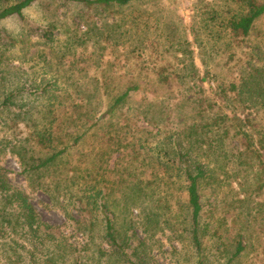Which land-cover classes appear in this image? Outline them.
Here are the masks:
<instances>
[{
  "label": "trees",
  "instance_id": "obj_1",
  "mask_svg": "<svg viewBox=\"0 0 264 264\" xmlns=\"http://www.w3.org/2000/svg\"><path fill=\"white\" fill-rule=\"evenodd\" d=\"M35 1L0 0V20L12 16L24 20L23 10ZM51 1L79 2L91 8L95 5L122 6L134 0ZM235 1L236 9L229 12L230 8L226 7L227 15L214 11L208 19L205 13L200 14L197 27L192 25L193 38L203 52H206L207 41L204 43L200 38L202 31H206L213 44L225 38L222 44L228 47L227 35L238 44L237 41L247 37L264 14V0ZM52 32L48 26L43 30V36L50 39ZM16 44L17 39L0 28V58L5 50ZM254 47H257L255 55L264 56L263 45ZM231 55L229 53L228 58ZM186 68L188 72L162 65L153 68L154 77L150 82L142 84L135 75L126 86L110 90L108 85L101 86L99 88L107 98L103 108L98 110L85 98L61 103L55 81L37 85L27 93L37 102L27 104L25 112H21L24 105L19 107L20 121L28 130L27 135L17 141L19 145L15 151L21 173L30 177L29 186L34 189L57 193L77 191L73 203L80 214H85L80 225L93 232L99 218L104 241L118 250L127 240L123 237L124 225L132 223L118 212L120 204L126 207L143 198L157 209L158 202L154 198L159 194L153 196L157 185L161 184L164 189L178 181L183 184L179 186L183 188L181 190L186 191L192 241L200 264H213L204 258L206 250L212 257L222 258L219 264H240L248 253L253 254L257 264H264V117L260 116L264 115V68L242 67L233 80L205 70L204 73L217 79L215 88L209 93L197 84L198 73L193 63ZM186 78H191L192 83ZM138 93L145 96L142 99L146 104L137 114L156 128L155 137L160 134L154 145L149 137L142 136L143 126L134 121L130 125L127 116L120 118L127 123L117 119L119 114L125 115L128 102ZM22 94L20 89L10 91L0 101V108L8 109L15 99L22 98ZM241 104L243 108L259 112L257 117L248 114L242 117ZM228 107L232 108L231 113ZM126 150L131 151L127 158L123 155ZM113 151L116 152V164L110 170L108 154ZM135 162L140 164L137 166H144L140 173ZM230 163L238 180L244 175L246 179L250 177L248 185L253 191L249 194L259 195V201L247 207L245 213L242 205H246L248 197L243 199L235 194L231 202L223 204L221 199V204L216 199L221 192L219 176ZM148 167L152 169L145 178ZM45 177L49 179L44 180ZM101 182L105 184L100 185ZM238 184L242 187V183ZM205 191L214 195L208 203L203 200ZM0 205L21 217H4L3 229L15 232L21 220V225H27L32 234L40 225L47 228L25 192L10 184L1 167ZM164 208L169 210L171 207L166 205ZM203 210L208 211L206 217H203ZM45 232V238H51V233ZM204 241L207 244L203 245Z\"/></svg>",
  "mask_w": 264,
  "mask_h": 264
},
{
  "label": "rangeland",
  "instance_id": "obj_2",
  "mask_svg": "<svg viewBox=\"0 0 264 264\" xmlns=\"http://www.w3.org/2000/svg\"><path fill=\"white\" fill-rule=\"evenodd\" d=\"M226 7L230 8L229 12L234 11L236 1L134 0L122 6L95 5L90 8L79 2L37 0L23 10L24 20L15 16L0 20V28L17 39V44L5 50L0 58V101L10 91L20 89L23 92L22 98L15 99L8 109L0 108V167L10 184L25 192L40 220L47 225V228L38 226L32 234L27 225H21V220L16 231L10 232L2 228L5 226L4 217H21L8 210L7 206L5 209L0 207V264H200L192 241L186 191L181 190L183 184L178 181L164 189L161 184L157 185L153 194H159L154 198L158 202L157 209L143 198L126 207L120 204L118 212L132 223L124 225L123 237L127 240L119 250L104 241L99 218L93 232L80 225L85 214H80L73 203L77 191L57 193L29 186L30 177L26 178L21 173L15 152L19 145L17 141L28 133L20 121L19 107L24 105L21 112H25L27 104L36 103L37 100L31 98L33 95L27 93L51 80L56 82L61 103L85 98L98 110L103 108L107 98L99 87L108 85L110 90L126 86L130 77L135 75L139 76L142 84L150 82L154 77L153 68L162 65L188 72L186 66L193 63L198 73L196 82L206 93L215 88L217 79L204 73L205 70L233 80L242 67L263 69L264 56L255 55L257 47L254 46H264V14L256 21L250 34L237 41L238 44L232 42L229 35L226 36L228 47L222 44L225 38L213 44L204 30L200 33L204 43L207 41L206 52H203L194 40L191 27H197L195 24L200 14L205 13L208 19L214 11L227 15ZM48 26L53 30L50 39L43 36V30ZM229 53H232L230 58ZM203 76L205 78L201 81L199 78ZM188 79L192 83L191 78L185 80ZM142 97L145 96L141 93L134 95L128 102L127 111L124 110L125 115L119 114L117 119L127 116L130 125L134 121V124L143 126L142 136L149 137L154 145L160 134L155 137L156 128L137 114L145 108L146 102L143 103ZM239 107L242 117L246 114L257 117L259 113L243 108L242 104ZM228 110L230 113L233 111L229 107ZM119 121L127 123L124 118ZM129 154L131 151L126 150L123 155L127 158ZM108 156V167L112 170L116 164V152ZM135 165L140 164L135 162ZM137 167L140 173L144 166ZM232 168L230 163L224 174H220L223 181L216 199L219 202L221 199L223 204L231 202L235 194L241 198L248 197L246 205H242L245 213L247 207L259 201V195L249 194L253 191L248 185L250 177L246 179L243 174L238 180ZM151 169L145 170V178ZM204 193V203L213 199L211 192ZM166 205L171 208L165 209ZM155 212L163 214L154 216ZM207 212L203 210V217L208 215ZM45 231L51 233V238H45ZM205 241L203 245L209 243ZM203 254L209 263H222V258L212 257L209 250ZM257 263L253 254L248 253L240 264Z\"/></svg>",
  "mask_w": 264,
  "mask_h": 264
}]
</instances>
